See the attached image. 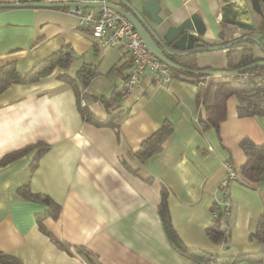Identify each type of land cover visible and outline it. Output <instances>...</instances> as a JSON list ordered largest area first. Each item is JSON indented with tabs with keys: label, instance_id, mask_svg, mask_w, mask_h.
<instances>
[{
	"label": "crops",
	"instance_id": "obj_1",
	"mask_svg": "<svg viewBox=\"0 0 264 264\" xmlns=\"http://www.w3.org/2000/svg\"><path fill=\"white\" fill-rule=\"evenodd\" d=\"M21 1L0 0V4L34 3ZM59 1L40 2L55 5L49 7L0 8V68L13 65L24 77L63 47L71 48L75 57L67 70L57 67L35 83L12 85L0 94V159L39 143L48 146L37 162L35 151H30L0 167V252L21 264H85L79 248L95 255L101 264H198L179 254L165 235L158 207L166 190L171 224L188 250L217 259L263 255L264 243L250 239V233L264 215V181L249 183L242 178L246 157L239 144L248 138L264 145V117L239 118L236 99L229 97L226 118L218 130L202 128L197 121L202 111L197 87L177 77L161 86L149 73L142 76L138 99L121 100L130 68L126 49L99 47L90 31L65 12L67 4ZM155 1L165 28L196 16L205 27V46L252 36L261 44L243 42L230 49L248 47L255 57L264 59L260 17L249 9L246 14H228L223 0ZM261 5L264 9V2ZM230 49L186 62L192 68L222 70ZM83 65L96 70L84 91L85 106L93 115L105 118L99 99L119 94L109 105L118 114L117 130L84 122L73 90L57 79L62 74L74 77ZM165 121L173 131L162 151L139 161L135 154L142 143ZM226 162L241 182L228 188V241L214 244L206 230L212 223L214 203L223 201L218 188L226 176ZM24 184L32 194L48 196L60 206L56 220L49 216L39 220L37 215L48 207L16 196ZM40 223L67 250L45 235Z\"/></svg>",
	"mask_w": 264,
	"mask_h": 264
},
{
	"label": "trees",
	"instance_id": "obj_2",
	"mask_svg": "<svg viewBox=\"0 0 264 264\" xmlns=\"http://www.w3.org/2000/svg\"><path fill=\"white\" fill-rule=\"evenodd\" d=\"M19 3H22L19 0ZM258 31L264 34V13L258 24ZM222 36V32H221ZM243 43V42H242ZM240 44L231 48H236ZM208 46V45H207ZM74 53L69 47H63L55 53L51 54L45 60L37 64L27 75L21 77L15 70L13 65H7L0 68V94L12 85H27L39 81L50 75L55 68L67 70L73 63ZM264 62V59L255 57L251 48L230 49L227 52V65L222 70H212L210 68L198 69L190 67L187 62L181 64L183 67L191 70L199 71H236L248 66V69L229 76H206L186 73L169 66L172 77L182 78L197 87L196 100L201 108V112L197 118L202 128L212 127L218 130L219 125L226 118V101L229 97H235L237 102V116L239 118L264 117V64L255 65ZM96 70L93 66L83 65L76 72L74 77L67 74L58 75L57 79L69 86L75 95L77 110L84 122L97 127H108L117 130L116 120L118 114H114V110H110V103L114 98L118 97V93H114L113 97L99 99L100 104L104 107L107 116L100 118L93 115L84 103V91L89 83L95 78ZM173 131L172 125L165 121L160 128L148 139H146L135 157L145 162L152 156L160 153L163 149L165 141L169 138ZM239 147L246 157V162L240 169V175L249 183H257L264 181V145H256L250 139L241 140ZM30 151H35V159L37 160L48 151V146L44 144H36L28 146L21 150H17L5 155L0 159V167L27 155ZM36 164V163H35ZM33 165L36 167V165ZM126 167V164L123 163ZM238 182H241L238 181ZM16 196L24 200L38 201L48 207V211L37 215L41 217L49 216L56 220L59 216L60 206L54 203L48 196L32 194L29 186L24 184L16 191ZM216 212L217 217L212 218L211 226L206 230V236L214 244H221L228 241L229 220L223 219L225 208L215 202L211 213ZM158 215L161 220L165 235L173 248L181 255L192 259L198 264H236L238 262L248 260L256 264H264L263 255L238 256L232 258L217 259L208 256L202 252H192L188 250L176 234L167 207V191L162 190L161 201L158 207ZM41 231L50 237L57 246L67 250V247L54 239L40 223ZM250 239H255L264 243V215H262L257 223L256 228L250 233ZM83 256L85 264H101L95 255L84 250L78 249ZM0 264H21L16 258L0 252Z\"/></svg>",
	"mask_w": 264,
	"mask_h": 264
},
{
	"label": "water",
	"instance_id": "obj_3",
	"mask_svg": "<svg viewBox=\"0 0 264 264\" xmlns=\"http://www.w3.org/2000/svg\"><path fill=\"white\" fill-rule=\"evenodd\" d=\"M41 0H34L33 4H0V8L9 7H49L55 5L41 4ZM243 0H223L225 6L223 10L231 14L237 11L247 13L249 10L263 17L261 2L264 0H246L247 3L240 5ZM73 5V4H68ZM65 5V6H68ZM118 12L125 16L140 35L147 49L161 62L177 70L206 76H229L248 69L251 66L231 71H199L183 67L181 64L197 55L227 50L242 42H254L260 45L259 41L252 36H243L225 45L205 46L202 36L205 27L196 16H191L175 27H164L163 20L159 17L160 7L155 0H117L112 5ZM249 9V10H248ZM223 11V12H224ZM235 11V12H234ZM264 64V62L255 65Z\"/></svg>",
	"mask_w": 264,
	"mask_h": 264
},
{
	"label": "built area",
	"instance_id": "obj_4",
	"mask_svg": "<svg viewBox=\"0 0 264 264\" xmlns=\"http://www.w3.org/2000/svg\"><path fill=\"white\" fill-rule=\"evenodd\" d=\"M58 0H41L42 3H54ZM62 4H73L66 6L65 12L77 19L78 26L90 31L91 37L101 48H115L123 46L130 60L129 73L120 92L123 101L136 100L142 89V76L145 73L152 75L153 80L166 86L172 77L169 65L161 62L146 47L140 35L136 32L131 22L112 7L110 0H60ZM32 3V0H27ZM90 6L89 9H85ZM226 176L219 184V192L223 195V201L219 204L225 208L224 220L230 218V203L228 188L233 182L240 181V177L233 170L229 162L225 163ZM217 213H212L216 218Z\"/></svg>",
	"mask_w": 264,
	"mask_h": 264
},
{
	"label": "rangeland",
	"instance_id": "obj_5",
	"mask_svg": "<svg viewBox=\"0 0 264 264\" xmlns=\"http://www.w3.org/2000/svg\"><path fill=\"white\" fill-rule=\"evenodd\" d=\"M261 9H262V13H264V9H263V7H261ZM257 39V38H256ZM258 40V39H257ZM259 41V40H258ZM260 43V42H259ZM261 44V43H260ZM211 52H207V53H203V55L204 54H210ZM202 55V54H201Z\"/></svg>",
	"mask_w": 264,
	"mask_h": 264
},
{
	"label": "flooded vegetation",
	"instance_id": "obj_6",
	"mask_svg": "<svg viewBox=\"0 0 264 264\" xmlns=\"http://www.w3.org/2000/svg\"><path fill=\"white\" fill-rule=\"evenodd\" d=\"M262 6V5H261Z\"/></svg>",
	"mask_w": 264,
	"mask_h": 264
}]
</instances>
